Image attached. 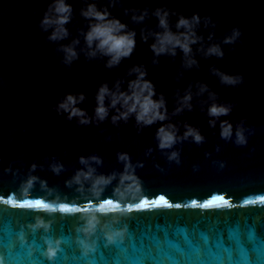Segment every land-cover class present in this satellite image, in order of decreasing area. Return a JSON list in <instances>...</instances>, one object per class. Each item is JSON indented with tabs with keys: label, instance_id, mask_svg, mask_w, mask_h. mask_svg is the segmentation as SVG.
Here are the masks:
<instances>
[{
	"label": "water",
	"instance_id": "water-1",
	"mask_svg": "<svg viewBox=\"0 0 264 264\" xmlns=\"http://www.w3.org/2000/svg\"><path fill=\"white\" fill-rule=\"evenodd\" d=\"M92 0H68L72 18L65 25L68 36L50 40L51 28L40 25L51 0H0V261L2 264H264V0H114L109 11L129 29L136 31V47L118 66L105 67L106 57L86 56L81 30L87 21L79 11ZM98 6L109 0H94ZM190 17H201L197 34L203 37L192 45L196 65L186 68L182 52L156 57L149 48L153 38L141 40V29L158 31L151 13L158 6ZM148 9L141 22H133L131 11ZM204 18H208L205 24ZM177 17L169 16V25ZM233 29L239 35L224 43ZM211 34V39L209 35ZM79 39L75 45L78 58L64 63L61 45ZM210 44H219L223 56L204 55ZM83 49V51H81ZM199 49V51H198ZM143 64L147 79L163 93L170 121L184 131V122L198 127L204 140L197 144L191 137L163 152L157 147L156 129L160 123L137 131L134 118L113 125L102 123L78 125L57 114L55 105L67 93L83 92L85 99L77 106L92 115L95 93L102 82L109 87L120 79L126 88L132 65ZM239 75L235 84L221 83L212 69ZM199 83L207 90L199 92ZM191 85L192 110L171 115L179 95ZM215 93L210 97L209 93ZM155 98V97H154ZM231 104V111L209 126L207 107ZM107 103V101H106ZM111 115V110H110ZM220 120L233 128L243 121L247 143L237 145L220 136ZM151 149V151H148ZM179 151V163L166 153ZM117 153H127L141 182L135 199L121 201L115 195L117 175L103 186L100 195L67 184L77 169L83 168L79 157L97 155L96 174L123 171ZM207 154V155H206ZM221 162L223 166H221ZM63 167L57 173L51 165ZM35 164L33 169L31 166ZM38 177L26 196L20 193L22 182ZM44 181V185H41ZM25 201L31 202L30 206ZM53 204V210L44 208ZM66 205L78 211L61 210ZM100 204L127 208L112 223V213H97L101 224L124 229L122 239L108 243L100 225L90 240L94 247L84 251L78 243L83 234L77 228L81 216ZM136 205H142L136 207ZM40 218L48 228L30 225ZM59 241L51 257L47 242Z\"/></svg>",
	"mask_w": 264,
	"mask_h": 264
},
{
	"label": "clouds",
	"instance_id": "clouds-1",
	"mask_svg": "<svg viewBox=\"0 0 264 264\" xmlns=\"http://www.w3.org/2000/svg\"><path fill=\"white\" fill-rule=\"evenodd\" d=\"M114 0H109L108 5H100L92 0V2L86 3L80 8L79 14L87 21L86 30H81L83 40L86 48L88 49L86 56L94 58L98 54L106 57L105 67L112 68L118 66L122 59L128 58L133 53L136 47V31L135 29H129L128 26L121 22L118 17L112 16L109 7L112 6ZM125 14L131 11L132 15L130 19L133 22H141L148 15V9H125ZM72 5L68 3V0H51L45 11L43 17L40 20V25L44 30L51 28L48 39L61 40L68 36V29L66 24L72 18ZM153 16L157 19L158 31L149 30L145 34L144 29H141V40L147 42L149 37L153 38L152 43L149 44V48L153 53L152 63H158L156 57L161 55L175 56L177 49L182 54V62L184 67L190 68L197 64L192 54V45L197 44L203 39L197 34L196 28L200 24L201 17L198 13H193L190 17L177 13L174 10L168 9L166 6H158L153 9ZM174 15L177 17L175 22V29L173 31L169 25V16ZM205 24L208 22V18H204ZM239 35V31L233 29L230 36L224 38V43L233 42ZM211 39V34L209 35ZM79 39H73L67 45H61V50L64 53V63L70 64L73 60L78 58V52L75 45L78 44ZM83 51V49H81ZM199 51V49H198ZM223 50L219 44H210L207 49L204 50V55H216L218 57L223 56ZM212 71L219 76L221 83L235 85L242 80L239 75L233 76L223 72L219 69L213 68ZM129 76L134 78L127 81L126 88H121L122 81L117 79L113 86L110 88L107 82H102L95 93V107L91 116L86 110L78 107L77 105L85 99L83 92L79 93H67L64 98L60 100L54 107L57 114L66 113L65 118L72 120L76 118L78 125H87L89 123L99 124L105 119H109L113 125H117L120 121L128 122L129 118H134L137 131H141L143 127L151 126L157 121L167 123H160L155 132V139L157 141V147L163 152L164 150L173 149V146L182 140H186L189 137L199 144L204 140L203 135L200 133L198 127H194L184 122V131L182 134H178V126L170 121V114L167 108L166 100L163 93H156L155 85L149 79H147V69L143 64L132 65L128 69ZM207 90V85L199 83V92ZM215 93H209L210 97H214ZM155 97V98H154ZM192 97L191 85L184 90L183 95H179L177 90L176 106L173 108L171 115H177L182 113L185 109L192 110ZM107 101V103H106ZM232 105L227 103H217L213 100L207 107V115L210 117L208 123L209 126L214 127L217 120L221 116H226L231 111ZM111 110V115H110ZM220 136L221 138L228 140L232 139L234 135V143L237 145H244L247 143V137L245 136V129L243 127V121L239 122L235 129L228 120H220ZM148 151H151L149 149ZM207 155V154H206ZM167 159L179 163V151L171 150L166 153ZM117 159L123 162L124 168L120 173H111L109 175L96 174V169L93 164H100L101 158L97 155H89L87 157H79V162L84 167L77 169L73 176L66 181L67 184H77L80 188H83L85 182H89V191L94 196H99L103 190V186L109 184L114 178L119 177L117 186L115 187V195L121 201L126 198L135 199L141 193V182L135 174V167L130 161V157L127 153H117ZM221 166L223 163L221 162ZM33 169L35 164L31 166ZM63 166L59 163L51 165V168L55 172H59ZM38 177L29 175L21 184L20 193L22 196H26L28 190L31 188L34 181ZM41 185H44V181H41ZM26 205L31 204L29 201H25ZM142 205H136L140 207ZM44 208L53 210V204H45ZM61 210L66 211H78L76 208H68L66 205H56ZM127 208L121 207L116 204H100L96 208H90L83 212L81 219L83 224L77 228V231L83 234V238H78V243L81 245L84 251L91 250L95 245V240H90L92 234L97 230V226L100 225L103 230V235L106 242L111 243L118 238L122 239L124 229L111 228L106 222L101 224L100 217L97 213L109 214L112 213L111 222L118 221L119 216L116 214H125ZM30 227L48 228V224L40 218L36 219V223L30 225ZM59 247V241L47 242V255L50 257L55 254ZM2 264V261H0Z\"/></svg>",
	"mask_w": 264,
	"mask_h": 264
}]
</instances>
